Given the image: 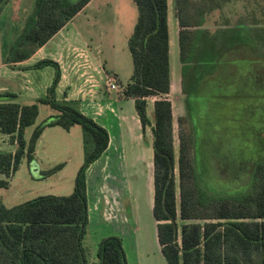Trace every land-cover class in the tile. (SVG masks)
<instances>
[{
    "label": "trees",
    "instance_id": "trees-1",
    "mask_svg": "<svg viewBox=\"0 0 264 264\" xmlns=\"http://www.w3.org/2000/svg\"><path fill=\"white\" fill-rule=\"evenodd\" d=\"M91 1L36 0L35 12L10 47L5 63L15 66L29 60ZM133 1L138 17L128 40L133 74L125 94L134 100L142 128L151 127L154 136L153 217L161 253L167 264H264V155L255 158L249 189L235 194L214 193L203 184L194 159L192 132L181 129L177 158L173 108L168 98L172 84L169 0ZM234 2H240L247 11L254 39L232 38L228 28L216 31L201 28L217 10ZM1 3L2 0L0 13ZM174 3L182 27L179 48L183 90L192 70L201 66L199 56L203 51L210 57L208 63L215 62L212 66L215 67L223 53L230 50L229 44L236 49L237 43L247 40V44H252L251 50L261 57L247 61L253 65L264 63V20H256L258 10L264 14V0H174ZM46 67L56 69L55 77L47 95L35 103L20 104L16 94L0 93V133L8 136L9 143L15 146L12 152L0 151V189L10 187L23 162L29 165L34 162L37 143L49 127L66 131L81 127L84 163L69 195H42L13 207H7L0 198V264H128L123 240L114 235L100 241L96 262L87 259L84 247L90 217L87 171L107 151L111 135L107 128L84 114L78 102L57 99L56 88L62 75L57 62L42 59L29 69ZM118 81L121 83L119 78ZM150 97H158L153 122L147 110ZM40 104L50 106L56 114L37 125L27 139L26 130L36 124ZM188 120L187 115L179 123L183 126ZM63 167L59 164L41 175L51 176Z\"/></svg>",
    "mask_w": 264,
    "mask_h": 264
},
{
    "label": "rangeland",
    "instance_id": "rangeland-1",
    "mask_svg": "<svg viewBox=\"0 0 264 264\" xmlns=\"http://www.w3.org/2000/svg\"><path fill=\"white\" fill-rule=\"evenodd\" d=\"M1 5L3 9L0 20L5 26L3 30L11 47L34 14L36 0H2ZM169 5L173 79L168 98L173 108L177 158L181 129L192 132L195 139L194 159L203 184L219 194L245 192L251 185L255 158L259 154L264 155V63L253 65L247 61V58H261L251 50L252 44H247V40L237 43L236 49L229 44L230 50L223 53L215 67H212L215 62L208 63L210 57L203 51L199 56L201 66L192 70L190 81L185 85L189 94L185 93L183 65L175 32L174 0H169ZM256 13V20H264L263 13L259 10ZM224 14L231 18L232 24L240 22L235 20L239 15L235 17L234 6L228 5L212 18L213 21L209 20L207 26L217 28L215 25L219 19L223 20ZM137 17L138 9L133 0H92L87 9L56 37L52 49L58 59L61 54H70V60L74 59L71 52L75 49H84L94 54L88 64L82 67L89 72L85 76H88L87 82H90L89 85L99 84L109 104L114 103L106 112V123L111 134L110 148L87 171L92 220L87 226L84 247L89 262L98 260L100 241L114 235L123 240L128 264H167L158 243L157 223L153 217L154 136L151 127L142 128L133 105L134 100L125 94L126 85L133 74L128 40L134 31ZM238 35L254 39L248 20L247 31L239 28ZM254 45L259 48L256 43ZM244 48H247V53L243 52ZM42 55L44 52L39 56ZM39 58L34 57L31 62H37ZM55 73L54 67L33 69L29 71L28 79L34 84L40 81L53 82ZM5 79L0 73V84ZM108 79L116 80L120 86L118 91L107 87ZM157 99H147L148 115L152 122L154 102ZM39 108L36 124L26 131L27 139L37 125L49 115L56 114L48 105L40 104ZM187 115L189 120L181 126L179 119ZM58 128L65 134L64 138L49 136L51 146H47L42 157L45 167L50 165L54 168L59 164L64 167L63 171L51 176L49 182L58 180L62 175L66 179L73 177L84 163L81 127H76L80 130L78 139L74 133L69 135L66 134L68 131ZM67 141L68 148L64 150ZM14 148L8 137L0 133V151L12 152ZM52 155L56 156L54 160H51ZM31 165V168L27 163L20 166L11 179L14 181L12 189H0V198L8 205L15 206L45 195V192L39 190L41 183L33 180L37 177V165L35 162ZM176 174L179 183L178 169ZM38 178L44 182L42 177Z\"/></svg>",
    "mask_w": 264,
    "mask_h": 264
},
{
    "label": "crops",
    "instance_id": "crops-1",
    "mask_svg": "<svg viewBox=\"0 0 264 264\" xmlns=\"http://www.w3.org/2000/svg\"><path fill=\"white\" fill-rule=\"evenodd\" d=\"M90 3L83 9V11L87 9ZM232 5L234 6L235 17L236 15H239V17L237 16V19L235 18V20L240 21V22L238 23L236 22L235 24H232L231 18H229L228 16H226V14H224L222 17L223 19L222 21L220 19L219 20L217 19L218 24L215 25V27L217 28H214V29H212L213 27L209 28L207 24L201 28L205 30H211V31H216L219 28H228L230 30L229 33H231L232 38L233 36L236 39H238V37L247 38L246 36L238 35L239 28H242V29L244 28L245 31H247V11H245L244 6L240 2H234ZM224 9L225 7L222 10H217L215 15L216 14L219 15V13L224 11ZM83 11H81L78 14V16ZM168 17H169L168 19H169V32H170V61H171L172 38H171V27H170V20H171L170 5H169V16ZM175 19H176L175 32L178 35V44H179V33L182 30V27L180 26L178 19L177 18ZM210 21H213V20L210 19ZM219 21L221 22V24L219 23ZM4 28L5 26L3 27L2 21L0 20V70H1L0 73H1L2 78L3 77L7 78L4 80V82L0 84V93L9 91V92L16 94L17 96L16 101L19 102L20 104H32V103H35L38 99L45 97L48 93V89L51 86L52 82L46 81V82L41 83L40 81L38 82L39 84H36V83L34 84L31 80L28 79L29 71L30 72L33 71V69H29V68L33 64L36 63V62H33V63L31 62L34 57H40L38 61L42 59H51L59 64L60 69H61V74H62L61 80L56 88L57 99L59 100L64 99L66 101L78 102L79 107L84 114L95 119L98 123L103 125L110 132L109 125H107L106 123V121H108L107 119L108 115L106 112L109 111L108 109L112 105H114V103L109 104V102L105 98V95L102 93L101 87L99 86V84L89 85L90 82H87L88 76L85 77L86 74L89 72L84 71L82 68V67H85L86 64H88L89 58L94 56V54L88 53V51L84 49H75L74 51L71 52L72 57H74V59L70 60L69 58L70 54H63V55L61 54L59 59L56 58L55 54L52 52V49H53V45L55 44L56 37L63 31L64 29L63 28L44 47L39 49L29 60L16 64L15 66H11V65L6 64L4 61L5 56L7 55V52L10 49L6 35H5V31L3 30ZM46 51H48V53H46ZM41 52H44V55L39 56ZM245 52L247 53V51ZM179 55H180V48H179ZM66 59H69V60H66ZM171 72H172L171 74H172V79H173L172 66H171ZM133 105H134V102H133ZM39 114H40V111H39ZM52 115L53 114L49 115V117ZM76 127L77 126L73 127L70 131L66 132V134L72 135V133H74L76 138L78 139L77 135L80 134L79 132L80 130H77ZM59 129L60 128L58 127H49L45 129L36 147L34 162L37 165V169H36L37 177H35L36 179L33 176L32 177L34 178L33 180L35 181L37 180L38 182L41 183L39 186V190L45 192V195L51 194V195H56V196H64V195L71 194L74 189V181L77 175L76 173V175H73V177H70L67 179L62 175L60 176L58 180L54 182H49V179L51 178V176L55 174L48 176V177H43L41 175L44 171L50 170L52 168L50 165L45 167V162L43 161V157H42V153L47 149V146H51L50 144L51 140H49L50 138L49 136H52V137L61 136L64 138L65 134H63V132ZM67 143L68 141L64 145L65 146L64 150H67L68 148ZM82 144H83V136H82ZM110 145H109V148H110ZM51 157H52L51 160H54L56 156L52 155ZM102 157L100 159H102ZM50 158H48V161L50 160ZM23 163H26V162H23ZM23 163L21 165H23ZM31 166L32 165L28 164L29 168H31ZM38 177H42L44 182L42 180L40 181V178ZM88 181H89V177L87 174V182ZM13 186H14V181L11 180V185L8 189H12ZM88 186H89V182H88ZM88 198H89V216H90L89 224H90L92 217L90 213L91 212V208H90L91 207V200H90L91 196H90L89 188H88ZM4 204L7 207H13V205H8L5 202Z\"/></svg>",
    "mask_w": 264,
    "mask_h": 264
},
{
    "label": "built area",
    "instance_id": "built-area-1",
    "mask_svg": "<svg viewBox=\"0 0 264 264\" xmlns=\"http://www.w3.org/2000/svg\"><path fill=\"white\" fill-rule=\"evenodd\" d=\"M107 86L110 90L118 91L120 86L117 84L115 79H108Z\"/></svg>",
    "mask_w": 264,
    "mask_h": 264
},
{
    "label": "water",
    "instance_id": "water-1",
    "mask_svg": "<svg viewBox=\"0 0 264 264\" xmlns=\"http://www.w3.org/2000/svg\"><path fill=\"white\" fill-rule=\"evenodd\" d=\"M37 169V168H36Z\"/></svg>",
    "mask_w": 264,
    "mask_h": 264
}]
</instances>
